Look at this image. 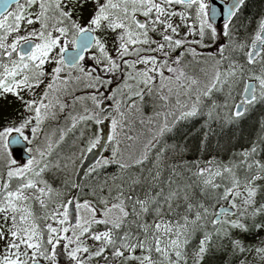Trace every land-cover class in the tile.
<instances>
[{"label":"snow or ice","instance_id":"snow-or-ice-1","mask_svg":"<svg viewBox=\"0 0 264 264\" xmlns=\"http://www.w3.org/2000/svg\"><path fill=\"white\" fill-rule=\"evenodd\" d=\"M247 9L0 0V264H264V9ZM193 131L227 158L185 159Z\"/></svg>","mask_w":264,"mask_h":264},{"label":"trees","instance_id":"trees-1","mask_svg":"<svg viewBox=\"0 0 264 264\" xmlns=\"http://www.w3.org/2000/svg\"><path fill=\"white\" fill-rule=\"evenodd\" d=\"M261 9H264V0H248V13L252 14L255 13ZM260 117L259 115H256L253 120L248 121V126L251 127L254 123H257L259 121ZM196 128L199 129V122L196 123ZM105 133H102V135ZM71 136V134H69ZM235 142V141H234ZM190 144H191V150H189L186 155L185 159L188 160H195L197 158H200L201 161H205L207 159H210L213 154L219 156L220 158L226 159V147L227 145L222 141L221 142V148L216 149L215 142L213 143L212 149L208 151H201L198 148V140H197V132L193 131L192 137L190 139ZM96 151V150H95ZM103 152V149H100L99 154ZM105 154V153H104ZM116 168L115 165L109 166L108 171H114ZM52 178L55 181L54 186H58L62 180V174L58 173H53ZM208 264H219L218 257L217 258H212L209 257Z\"/></svg>","mask_w":264,"mask_h":264},{"label":"rangeland","instance_id":"rangeland-1","mask_svg":"<svg viewBox=\"0 0 264 264\" xmlns=\"http://www.w3.org/2000/svg\"><path fill=\"white\" fill-rule=\"evenodd\" d=\"M205 51H208L207 49L205 50ZM138 115L139 114H137V116H134L133 117V119H137V117H138ZM103 127V132L102 133H105L106 134V132L108 131V130H110L109 129V126L106 124V125H104V126H102ZM69 134H71V133H69ZM95 151V150H94ZM100 151V150H99ZM105 153V154H104ZM101 154H104V155H107L108 153L107 152H105L104 150H103V152H101ZM209 160V159H208ZM205 161H207V160H205ZM91 161H88V160H86V162H85V166L88 164V163H90Z\"/></svg>","mask_w":264,"mask_h":264},{"label":"water","instance_id":"water-1","mask_svg":"<svg viewBox=\"0 0 264 264\" xmlns=\"http://www.w3.org/2000/svg\"><path fill=\"white\" fill-rule=\"evenodd\" d=\"M22 150L17 153V158H19L22 155Z\"/></svg>","mask_w":264,"mask_h":264},{"label":"bare ground","instance_id":"bare-ground-1","mask_svg":"<svg viewBox=\"0 0 264 264\" xmlns=\"http://www.w3.org/2000/svg\"><path fill=\"white\" fill-rule=\"evenodd\" d=\"M208 160V159H207Z\"/></svg>","mask_w":264,"mask_h":264}]
</instances>
